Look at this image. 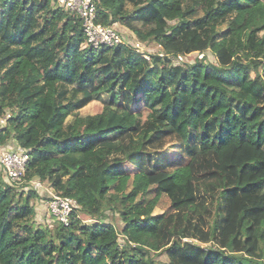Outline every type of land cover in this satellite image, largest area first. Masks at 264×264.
<instances>
[{
    "label": "trees",
    "instance_id": "16d2710c",
    "mask_svg": "<svg viewBox=\"0 0 264 264\" xmlns=\"http://www.w3.org/2000/svg\"><path fill=\"white\" fill-rule=\"evenodd\" d=\"M96 3L160 51L95 49L57 0H0V150L29 151L20 183L0 167V264H264V0ZM37 181L92 222H40Z\"/></svg>",
    "mask_w": 264,
    "mask_h": 264
},
{
    "label": "built area",
    "instance_id": "2783aa9c",
    "mask_svg": "<svg viewBox=\"0 0 264 264\" xmlns=\"http://www.w3.org/2000/svg\"><path fill=\"white\" fill-rule=\"evenodd\" d=\"M57 3L60 7L75 12L80 17L87 46L97 49L102 46L117 47L122 43H128L137 52L149 58L151 52L147 49L148 42H142L136 38L127 41L115 26L105 25L98 21L96 0H57ZM185 58L186 56H179L178 61L183 62ZM9 118L10 114L7 113L0 120L1 125L5 126ZM28 160L29 151L22 147L0 150V167L13 183H20L25 177ZM42 185L38 181L34 184L38 189L43 188ZM56 195L58 196L54 197L48 208L60 222L68 225L72 212L83 211V208L72 198Z\"/></svg>",
    "mask_w": 264,
    "mask_h": 264
},
{
    "label": "rangeland",
    "instance_id": "374dc122",
    "mask_svg": "<svg viewBox=\"0 0 264 264\" xmlns=\"http://www.w3.org/2000/svg\"><path fill=\"white\" fill-rule=\"evenodd\" d=\"M115 27L123 34V37L125 40L128 41L131 39H135L134 33L131 30L124 28L123 25L115 24ZM147 49L152 54H155V53L160 51L159 45L156 42H149V44L147 45ZM199 57H201V56H199ZM196 58H197V56L192 54V55L186 57L185 61L194 62L196 60ZM209 58L211 61H214V58L211 55H209ZM173 60L175 62H179L178 59H175V57H173ZM252 77H254L253 73H252ZM100 109H101V105L98 102H93L89 106L84 108V110L81 111V114L83 116L95 114V113H98L100 111ZM110 181H112V180H110ZM43 187L44 188L41 190V192H42L41 198L43 201L42 200H41L42 202L39 201L38 205L36 203V206L38 207V212H39L38 213V219L40 222L46 224L47 226H50L51 224L53 225V219H52V216L50 215V209L48 208V205L53 201L54 197L58 196V195H56V191H54L50 185L46 184ZM160 206L165 211H167L170 208V200L167 196L163 195V197L160 201ZM78 216L87 223L92 222L91 217H88L87 215H85V213H83V211L78 212ZM115 219L116 220L114 221V223L120 229L123 224L120 222V219L118 216L115 217ZM104 221L106 223H110L111 220L107 217V219H104ZM121 243H123V242L121 241ZM157 259H159L161 262H167V257L165 254H161L160 256L157 257Z\"/></svg>",
    "mask_w": 264,
    "mask_h": 264
},
{
    "label": "crops",
    "instance_id": "0c3cea01",
    "mask_svg": "<svg viewBox=\"0 0 264 264\" xmlns=\"http://www.w3.org/2000/svg\"><path fill=\"white\" fill-rule=\"evenodd\" d=\"M125 28V27H124ZM3 150V149H2Z\"/></svg>",
    "mask_w": 264,
    "mask_h": 264
}]
</instances>
